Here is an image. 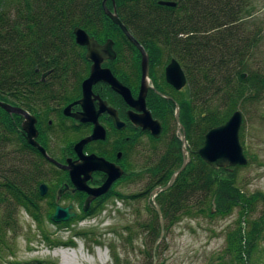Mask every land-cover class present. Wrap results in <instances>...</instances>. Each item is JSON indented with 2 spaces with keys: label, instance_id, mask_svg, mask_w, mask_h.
<instances>
[{
  "label": "trees",
  "instance_id": "16d2710c",
  "mask_svg": "<svg viewBox=\"0 0 264 264\" xmlns=\"http://www.w3.org/2000/svg\"><path fill=\"white\" fill-rule=\"evenodd\" d=\"M102 2L0 0V101L28 111L37 117L41 126H47L49 119L59 115L62 107L79 95V86L87 74L82 65L84 50L75 42L74 28L82 29L97 43L111 40L123 62L129 60L127 52L138 54L124 33L105 15ZM114 2L115 5L108 0V8L112 10L115 6L121 23L147 53L158 59L164 56L167 61L177 60L187 79L184 99L183 92L172 93L180 112L185 110L184 115H188L190 129L187 128L185 138L192 156L172 186L155 197L164 221V234L182 218H225L237 212L236 227L226 234V248L208 264H264V209L256 217L261 202L264 207V196L244 192L240 179L231 175L240 169L234 172L229 168L212 169L197 156L206 134L224 125L239 111L247 93L264 88V72H253L248 63L257 37L243 29L242 17L249 8V0ZM160 2L174 6H162ZM127 70L125 66L117 73L126 86L133 88L135 84L131 83ZM44 74L47 76L42 80ZM159 99L160 107L168 105L169 110L163 109L159 116L162 121L154 115L161 121L163 133L159 140L151 139V142H163L165 150L157 154L154 163L148 158L140 172L135 166L125 170V175L133 173L136 180L146 181L144 187L148 194L165 187L183 163L178 136L173 129L168 131L167 126L169 120L173 122V104ZM0 114L10 117L1 109ZM58 137H61L60 145L71 141L59 133ZM80 138L81 135L75 136V140ZM18 140L19 136L0 121V258L11 244L7 234L18 230L16 218L21 208L29 211L40 206L43 199L36 192L39 185L54 189L61 183V178L49 176L50 170L56 172L55 167L36 149L22 141L18 144ZM55 142L58 140L48 137L46 148L59 161ZM156 148L153 144L149 147L152 152ZM224 172L229 177H217ZM46 207L51 219L54 204L48 201ZM146 208L151 218L140 221L136 227L129 226L128 240L141 237L147 264H153L161 227L152 204ZM35 220L40 225L41 220L36 217ZM160 253L161 244H158L156 260ZM112 259L115 264L119 263L117 253H113Z\"/></svg>",
  "mask_w": 264,
  "mask_h": 264
},
{
  "label": "rangeland",
  "instance_id": "374dc122",
  "mask_svg": "<svg viewBox=\"0 0 264 264\" xmlns=\"http://www.w3.org/2000/svg\"><path fill=\"white\" fill-rule=\"evenodd\" d=\"M104 1L105 0H103L102 3H104ZM107 2L108 0H106L105 3L107 10L113 14L114 12L116 13L115 6L110 10L107 6ZM111 2L115 5L114 0H111ZM242 18V24H244L243 29L245 28L246 31L245 33L250 36L254 34L257 36L248 63L251 65L253 72L260 71L263 73L264 0H249V8ZM75 29L76 28H74V30ZM79 47L83 51L84 47ZM153 57L156 59L157 56L154 55ZM79 61L81 62V60ZM85 63V60H82L83 69L87 67ZM44 78L45 77H43L42 80ZM185 89L182 94L183 99L186 96ZM4 103L17 108L8 102ZM168 107L167 105L166 108L169 110ZM164 108V106L160 108L152 106V112L161 120L159 116L163 114ZM238 108L239 112L242 114L239 142L243 149L247 164L242 167H230L229 169H232L233 172L237 168L240 169L237 173H231V175L237 176L238 179H240V187L245 190V193H260L264 196V88H260L257 93L254 91L247 93ZM0 109L3 110L2 108ZM24 111L31 115L28 111ZM184 112L185 110L179 111V132L177 131L175 121L172 122L169 120L167 123V126H169L168 131L173 129L175 134L179 137H185L187 128L190 129L187 126L188 115H184ZM9 115L10 117L8 115L0 116V121L3 122L7 128H10L12 132L16 133L17 137L19 136L18 144L19 141H22L29 145L28 142L25 141V132L22 129V116L13 113ZM172 115H174V108ZM54 117L59 118L56 116ZM61 118H65L62 112L60 119ZM44 127L46 126H40V129L44 130ZM49 128L51 129L46 133H48L52 139L58 140V142H55V151L58 157H73L72 145L69 142L64 145H60L61 143L59 144V138L61 137H58V133L60 130H58L55 121ZM38 129L36 128L39 132ZM41 135L46 136L45 132H41ZM61 136H63V134ZM39 139L40 136L37 140ZM179 142L181 144V151L182 148L185 149L187 166L192 156L188 149V142L186 138L183 144L181 143V139H179ZM132 143H134V141ZM152 144L157 145L155 152L150 151L149 148L146 150L147 143L145 142L142 143L139 141V143H135L136 147L133 146L135 147L133 151H136L133 156V165L139 172V169L143 167L148 158L150 160L149 162L154 163L158 155L165 150V144L163 145V142L158 144L152 142ZM10 146L14 147V144ZM61 162L62 164L65 163L64 160ZM46 169H48V167H46ZM50 172V175H48L54 178V176H52L54 171L50 170ZM55 175V177H57V174ZM135 175L136 174L133 175L132 173L121 176L114 182L116 186H114L113 189L110 188L104 195H107V198L103 199L102 197L104 196L102 195V197H98L96 204L95 202H91L92 205L95 206L91 207L89 211L85 209V203L89 198L87 193H85V195H87L85 201L84 196H82V198H79L78 204L76 205L73 204L74 202L72 200L67 198V196H71L70 194H72L70 192L72 184H70L66 177L64 179L65 181L61 182L58 187L54 189L50 187L48 193L43 196L40 193L41 185H39L36 192L38 191L37 193L43 200L40 202L41 204L39 203L40 206L37 208L31 207L32 209L29 211L27 208H21L18 212L16 218L18 230L16 233L7 234V237L11 238V240H9L11 244H8V251L4 250L1 253L0 264H12L14 262H20L21 264H115L112 259L113 253L118 254V264H147L148 262L145 257L146 251L143 250V239L141 237H136L130 242L128 240V229L129 226H131V228L136 227L140 221H146L151 218L146 207L147 204L150 205L156 201L155 197L153 198L152 195L153 191L150 194L145 193L146 189L144 186L146 181L136 180L134 178ZM229 175L230 174L224 172V174L222 173L221 175L218 173L217 177L221 176L226 178L229 177ZM95 176L92 185H96L98 182L100 184L104 181V176L102 177L100 173H96ZM145 179H149V176H146ZM104 183L105 181L103 184ZM102 185L99 187H102ZM63 186H67V190L64 192L63 197H59V191ZM73 187V190H77L75 186ZM123 195L125 199L122 198ZM129 197H131V199H129ZM48 201L52 202L55 208L57 206L61 208H68L71 206V211L76 214V217L71 219V221L69 220L65 225H62V223H54L52 218L50 219L47 215L48 207H46V202ZM262 204L261 202V205ZM261 205L256 217L263 214L262 210L264 207ZM82 209L85 212H83ZM32 211H34L33 214L30 213ZM80 211L82 212L80 213ZM237 216V212H234L225 218H182L165 232L163 238L158 243L161 244V253L155 264H208L211 258L215 257L226 248V234L236 227L238 220ZM35 217L41 220L40 225L37 224Z\"/></svg>",
  "mask_w": 264,
  "mask_h": 264
},
{
  "label": "water",
  "instance_id": "95a60500",
  "mask_svg": "<svg viewBox=\"0 0 264 264\" xmlns=\"http://www.w3.org/2000/svg\"><path fill=\"white\" fill-rule=\"evenodd\" d=\"M105 3L106 0L103 3L105 14L116 26H118L122 30L129 41L134 44L142 54V80L138 97L134 99L129 88L120 83L109 70L101 68V63L104 60L115 58L113 42L111 40H108L104 45L101 46L93 38L89 37V35L82 29L76 28L74 30L76 44L78 46L86 48V58L90 60L93 65L91 67L89 77L82 83V98L77 102L82 108V113L70 114V107H67L64 110V115L70 116L82 123H92L94 125V128L93 133L90 137L79 141L74 147V151L79 158L78 161H68V164L66 166H60L69 172L70 180L76 187V189L89 195V198L85 203L86 210L88 209V206L92 201L102 195H105L111 188L112 184L123 175V171L121 170V168L114 166L103 158H99L95 155L84 156L82 153L85 145H87L89 142L95 140H103L105 138V132L98 122V118L102 112L107 111L111 115L117 129L122 130L124 127L123 123H121L117 118L116 113L111 108H107L106 103L101 102L99 110L97 111L95 109L92 101L91 87L95 83L100 81H103L104 83L109 85L114 92L121 96L123 101L129 107L135 109L138 112H141L140 114H135L133 112L128 113L129 119L133 124H135L137 127H140L144 131H150L155 138H158L161 134V126L159 122L153 120L150 112L146 108L145 95L147 90L149 89V65L147 54L145 53L143 47L129 34L127 29L119 20L117 14L115 12L113 14L109 10H107ZM159 5L169 7L174 6L173 3L167 2H160ZM165 75L167 83L174 87L177 91L183 89L186 86L187 81L185 74L175 60H172L168 65ZM244 77L245 75H242V78ZM0 108H2L8 114L13 113L22 116V129L25 132L26 141L28 142V144L36 148L44 158L60 167L55 160L48 157L46 150L36 142L38 133L35 127L36 120L33 116L29 115L21 108H14L9 104L1 101ZM175 116L177 131L179 132L180 123L178 106L176 107ZM241 125L242 114L239 111H235L224 125L211 129L206 134L204 144L200 148V150H198L197 155L212 169H227L230 167L245 166L247 164V160L243 154V149L239 142V132L241 129ZM180 139L181 143L183 144L185 142V137L181 136ZM182 153L184 161L181 168L170 178V181L165 187L157 188L153 191V198L156 197L157 193L169 189L174 183L176 177L185 168L187 162L185 159L184 148H182ZM96 171L105 173L107 175V180L102 185V187L92 189L88 187L87 182L90 180L91 174ZM66 190L67 186H63L59 191V197H61ZM40 191L42 196L46 193L45 185H41ZM153 205L155 211L157 212L161 227L160 236L156 241L153 251V264H155V249L164 236V221L157 204L153 202ZM71 209V206L68 208H61L57 206L55 208L54 214L52 215V221L58 224L65 223L71 219H74L76 217V214L71 212Z\"/></svg>",
  "mask_w": 264,
  "mask_h": 264
},
{
  "label": "flooded vegetation",
  "instance_id": "af4514ba",
  "mask_svg": "<svg viewBox=\"0 0 264 264\" xmlns=\"http://www.w3.org/2000/svg\"><path fill=\"white\" fill-rule=\"evenodd\" d=\"M125 37L127 38L126 35H125ZM127 40L129 41L128 38H127ZM106 42H107V40L103 43L98 42V44L102 46ZM129 43L132 44L130 41H129ZM132 45L137 49V47L134 44H132ZM83 50H84L83 51L84 59L86 62L85 66H87L84 69H86L87 74L84 77V79L81 81V84L79 86L80 87L79 95L75 99L68 101V103L64 107H62V109L58 112L59 115H55L56 117H59V118L54 117L52 120L47 122L48 128H47V126L44 127L45 130L40 129V126H41L40 121L38 119H36V117H34L36 120L35 127L37 129L39 128L38 129L39 132L37 131L38 135L36 138V142L43 149L46 150L49 158H52L53 160H55L52 156H50V154L46 148V140L48 139V137H50L49 134L46 132L49 131V129H51L49 127L54 123V121L56 123V126L58 127V130H60L59 134L60 135L63 134L65 137H69L68 138L69 141L71 140L69 143L72 145L73 157H66V156L65 157L64 156L58 157L57 159H59V161L58 160L57 161L55 160V161L57 162V164H59V166L60 165L66 166L68 164V161H71V162L78 161L79 158H78L76 152L74 151L75 145L79 141L90 137L93 133L94 125L92 123H89V122L82 123V122H80V121H78V120H76L70 116H66V115H64L65 118H61L62 121L60 119L61 112H62V114H64V109L66 107H70V114L82 113V108L77 102L82 98V83L89 77L90 72H91V67L93 65V63L86 58V48H84ZM113 50H114V44H113ZM137 51H138V54L134 53V55L131 52H127V55L129 56L128 57L129 60H127L126 62H123L121 55L118 54L114 50L115 58L104 60L101 63V68L109 70L111 72V74L120 83H122L124 86H126V85L123 83V81L119 77L120 75L117 72H118V70L122 71L123 69H125V66H126V68L128 69L126 71V73L129 74L131 83L133 82V84H135V86H133V88H137V90L135 91V89L126 86L131 91L132 97L134 99H136L138 97L140 85H141V80H142V66H141L142 65V54L138 49H137ZM146 54L148 57V65H149V71H148L149 89L147 90L146 95H145V102H146V108L150 112L153 120L158 121L160 126H161V134L158 138H155L151 134L150 131H144L140 127H137L135 124H133L131 122V120L129 119L128 113L133 112L135 114H140L141 112H138L135 109L129 107L123 101L121 96L119 94H117L116 92H114L109 85H107L103 81H100V82L95 83L91 87L92 101H93V105H94L95 109L97 111L99 110L101 102L106 103L107 108H111L116 113L117 118L119 119V121L121 123H123L124 127L122 130L117 129L111 115L107 111L102 112L98 118V122H99V125L103 128V130L105 132V138L103 140H95V141L89 142L87 145H85L82 153L84 156L95 155L99 158H103L104 160L113 164L114 166L121 168V170L123 171V175H125V173H126L125 170L128 167H134L133 156L136 153V151L134 152L133 150H135V147H136L135 143L137 144L138 141H141L142 143H144V142L147 143V147H146V150H147L150 147V144H152L151 139L152 140L153 139L159 140L162 136L163 126H162L161 121L159 119H157L156 117H154V114L152 112V106H155V108H160V103H159L160 99L159 98L171 102L173 104V108H174L173 121H175V123H176V120H175L176 114L175 113H176V107L177 106L179 107V103L177 102L173 93H182L184 91V89L186 88V87H184L183 89L177 91L174 87L169 85L166 81V75H165L166 68L171 63V61L175 60V59H170L167 61V60H165L163 55H162L163 58L154 59V57L151 54L147 53V51H146ZM175 61L181 67L180 63L177 60H175ZM181 69L183 70L182 67H181ZM46 76L47 75H43V77H46ZM77 91H78V88H77ZM179 111H180V107H179ZM21 119L23 121V117H21ZM67 123H69L71 125H69ZM46 129H47V131H46ZM41 132H45L46 136L41 135ZM74 134H76L75 136L81 135V138L78 140H75ZM39 136H40V139L37 140L39 138ZM24 137H25V141H26V135L25 134H24ZM132 140L134 141V143H132L133 142ZM29 146L33 149H36V148L32 147L31 145H29ZM133 146H135V147H133ZM44 159L48 163L52 164L55 167L56 172L52 173L54 176H56L55 174H57V177H55V179L61 178L60 182H62V181H65L64 179L66 177L67 180L70 182V184H72V182L70 180L69 172L67 170L63 169L61 166L60 167L56 166L55 164L51 163L46 158H44ZM63 160L65 161L64 164H62V162H61ZM96 173H100L102 175V177L104 176V181L107 180V175L105 173L98 172V171L93 172L91 174L90 180L87 183L89 188H92V189L99 188V186H101L104 182L103 181L100 184L98 182V184L92 185L94 182V178L96 177L95 176ZM95 183H97V182H95ZM43 185H45V184H43ZM72 185L70 188V192L72 194H70L71 196L66 195L67 198L72 200L74 202L73 203L74 205L78 204V200H79V198H82V196H84V201H85V198L87 197V195H85V192H82L79 190H73L74 185L73 186ZM114 186H116V183H114L111 188L113 189ZM45 187H46V193L45 194H47L49 191V187L47 185H45ZM62 197H63V195H62ZM96 200H98V198L95 199L94 201H92V203L95 202V204H96ZM92 203H91L90 207L87 209L88 211L92 207ZM82 211L85 212L83 209H82ZM82 211H80V213Z\"/></svg>",
  "mask_w": 264,
  "mask_h": 264
},
{
  "label": "bare ground",
  "instance_id": "6f19581e",
  "mask_svg": "<svg viewBox=\"0 0 264 264\" xmlns=\"http://www.w3.org/2000/svg\"><path fill=\"white\" fill-rule=\"evenodd\" d=\"M108 18H109V17H108ZM109 19H110V18H109ZM110 21H111V20H110ZM111 22H112V21H111ZM112 24L115 25L113 22H112ZM115 26H116V25H115ZM117 27H118V26H117ZM106 197H107V195L104 196L103 199H105Z\"/></svg>",
  "mask_w": 264,
  "mask_h": 264
}]
</instances>
